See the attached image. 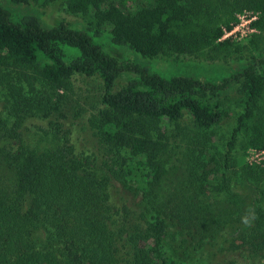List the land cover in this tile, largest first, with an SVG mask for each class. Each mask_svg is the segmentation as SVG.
Listing matches in <instances>:
<instances>
[{"label": "trees", "instance_id": "16d2710c", "mask_svg": "<svg viewBox=\"0 0 264 264\" xmlns=\"http://www.w3.org/2000/svg\"><path fill=\"white\" fill-rule=\"evenodd\" d=\"M128 3L0 0V75L15 74L29 87L0 89V264H235L220 262V254L264 256V165L244 159L247 149L264 151V0ZM44 4L89 15L96 34L109 25L114 44L143 57L236 56L239 66L219 83L165 80L106 54L65 22L45 26L37 14ZM247 12L257 14L251 24L257 32L245 43L221 40ZM124 72L137 78L115 91ZM78 74L102 83L100 108L87 120L100 153L73 144L58 124L43 130L48 146H31L21 131L24 120L57 113L58 91ZM235 86L243 112L223 155V171L231 175L220 177L206 139L223 122V98ZM185 113L196 129L187 178L163 192L167 127ZM244 185L253 195L247 208ZM216 190L228 194L224 215L206 198Z\"/></svg>", "mask_w": 264, "mask_h": 264}, {"label": "rangeland", "instance_id": "374dc122", "mask_svg": "<svg viewBox=\"0 0 264 264\" xmlns=\"http://www.w3.org/2000/svg\"><path fill=\"white\" fill-rule=\"evenodd\" d=\"M128 4L131 7L143 5L145 4V0H129ZM37 14L40 16L45 26H53L58 22H65L70 28L84 31L90 35L93 42L99 45L106 54L115 57L120 62H131L136 64L146 69L151 74H156L165 80L176 77H188L201 82L219 83L229 79L239 66L236 56L212 60L183 55L159 56L155 58L143 57L126 45L114 44L111 41V27L109 25H103L99 34H96L97 29L88 26L91 21L89 15L71 14L66 11L64 5H37ZM246 15H248V12ZM241 43H245V40ZM260 73L264 78V70H261ZM14 75L15 74L11 76L0 75V89H9L10 86L8 83L14 84V87H21V89L25 90L29 89L23 78H18ZM8 77H10L9 81ZM134 78H137V75L134 73H122L115 82L114 90L116 91L125 87L127 82ZM33 89H45V86L35 84ZM237 89L238 86H235L233 90L227 93L223 98L226 116L223 122L212 129L207 135L206 140L208 142L209 154L214 156L217 161L214 171L215 176L220 175V177H222L224 173L227 176L231 175V172L223 171V155L225 153L226 143L236 124V119L238 115L243 112L241 95L238 93ZM58 93L59 111L57 113L47 118L32 116L24 120L21 131L25 140L33 147L48 146L50 136L44 137L43 130L51 132V127H53L51 125L58 124L62 127L61 130L63 133H68V137L73 144L79 147L82 145L88 146L99 154L98 145L87 125V120L100 108V101L103 93L101 80L96 76L78 74L71 78L67 90H59ZM4 105V99L0 94V112H4ZM167 131L170 135V148L165 155V169L167 172L162 187L163 192H167L170 189L173 190L175 185L186 177V157L190 149H195L189 138L195 137L196 129L187 113H185L183 119L179 123L169 125ZM238 151L239 149L236 147L231 157L234 158V156H237ZM244 159L249 165H264V153L261 151L247 149ZM229 164L230 166L233 164V167L236 168L235 159L234 162L232 159ZM222 180L223 178H220L216 183L219 185V182ZM217 188L219 189L220 186ZM241 189L243 196L245 195L244 208H247L253 197L252 191L247 185H244ZM226 193V191L219 192V190H216V192H210V194L206 196V198L209 199L210 208L214 213H222V215H224L225 212L229 210V199H227L228 194ZM247 195H249V197H247ZM226 233H228V231ZM219 261H230L235 264H264V256L250 254L249 251L243 250H227L224 254H220Z\"/></svg>", "mask_w": 264, "mask_h": 264}, {"label": "built area", "instance_id": "2783aa9c", "mask_svg": "<svg viewBox=\"0 0 264 264\" xmlns=\"http://www.w3.org/2000/svg\"><path fill=\"white\" fill-rule=\"evenodd\" d=\"M257 14L256 13H246L238 16L237 23L232 27L229 31H224V34L221 40H230L233 42H242L246 40L250 35L257 32L255 28L251 26V24L256 21ZM264 153V151H261Z\"/></svg>", "mask_w": 264, "mask_h": 264}]
</instances>
